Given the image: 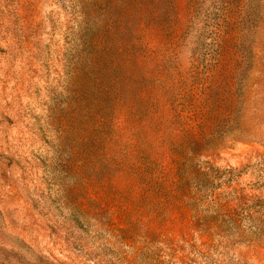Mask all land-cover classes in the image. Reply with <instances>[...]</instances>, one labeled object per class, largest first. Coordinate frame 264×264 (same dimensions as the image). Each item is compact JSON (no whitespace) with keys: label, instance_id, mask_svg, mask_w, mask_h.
Segmentation results:
<instances>
[{"label":"rangeland","instance_id":"1","mask_svg":"<svg viewBox=\"0 0 264 264\" xmlns=\"http://www.w3.org/2000/svg\"><path fill=\"white\" fill-rule=\"evenodd\" d=\"M0 264H264V0H0Z\"/></svg>","mask_w":264,"mask_h":264}]
</instances>
